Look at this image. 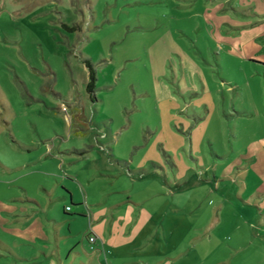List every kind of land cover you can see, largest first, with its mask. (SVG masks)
Returning a JSON list of instances; mask_svg holds the SVG:
<instances>
[{"label":"rangeland","instance_id":"rangeland-1","mask_svg":"<svg viewBox=\"0 0 264 264\" xmlns=\"http://www.w3.org/2000/svg\"><path fill=\"white\" fill-rule=\"evenodd\" d=\"M263 142L264 0H0V264H264Z\"/></svg>","mask_w":264,"mask_h":264},{"label":"crops","instance_id":"crops-1","mask_svg":"<svg viewBox=\"0 0 264 264\" xmlns=\"http://www.w3.org/2000/svg\"><path fill=\"white\" fill-rule=\"evenodd\" d=\"M261 148L263 149V152H264V142L262 143V147ZM253 160H255V157H254ZM69 194H70V201L72 203L73 202V194H72V192H69ZM74 206H77V205H74ZM92 233H94L97 236V239H96L95 243H93V244H91L90 241L87 239L89 245H92L93 250H97V252L100 251V250H102L107 255L106 258L105 257L103 258L101 253L98 254L97 255V259H98L97 262H98V264H112L111 263V259L117 260V257L118 256L115 255V253H114L112 258L111 257H108L109 255L107 253L109 251H106L105 250V247H106V245H108L109 241L106 240L105 238H102V239L99 238V235L96 232H94V231H92ZM87 236H88V234H87ZM145 245L148 247L149 245H151V243H149V245L148 244H145V243H142V242H140V243H132V248L135 250L133 252V254L135 256H133L131 258H128V260L125 261L124 264H130V263H133V264H143V263H145V264H157V261L154 262V263H152L151 262V259H149L145 255L144 256H136V254L138 252L137 250H142L143 252L146 251L147 247L143 248V246H145ZM118 259H120V258H118Z\"/></svg>","mask_w":264,"mask_h":264},{"label":"trees","instance_id":"trees-1","mask_svg":"<svg viewBox=\"0 0 264 264\" xmlns=\"http://www.w3.org/2000/svg\"><path fill=\"white\" fill-rule=\"evenodd\" d=\"M66 28L70 31H76L78 29V25L70 26L65 24ZM82 57V55H81ZM83 62L85 63L88 69V81L86 83V89L90 93V97L92 98L96 91V82L98 79V71L95 67V64L89 58L82 57ZM88 237V236H87Z\"/></svg>","mask_w":264,"mask_h":264},{"label":"built area","instance_id":"built-area-1","mask_svg":"<svg viewBox=\"0 0 264 264\" xmlns=\"http://www.w3.org/2000/svg\"><path fill=\"white\" fill-rule=\"evenodd\" d=\"M68 208L71 209L72 207L68 206ZM96 239H97V236L94 233L92 232L88 233V240L90 241L91 244L95 243Z\"/></svg>","mask_w":264,"mask_h":264}]
</instances>
